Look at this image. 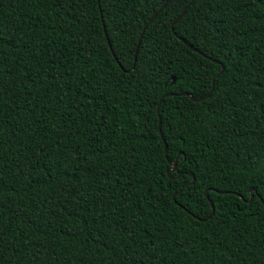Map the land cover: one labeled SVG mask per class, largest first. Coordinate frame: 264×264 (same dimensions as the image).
<instances>
[{
	"label": "trees",
	"instance_id": "trees-1",
	"mask_svg": "<svg viewBox=\"0 0 264 264\" xmlns=\"http://www.w3.org/2000/svg\"><path fill=\"white\" fill-rule=\"evenodd\" d=\"M166 1L0 0V264H264V0Z\"/></svg>",
	"mask_w": 264,
	"mask_h": 264
},
{
	"label": "water",
	"instance_id": "water-1",
	"mask_svg": "<svg viewBox=\"0 0 264 264\" xmlns=\"http://www.w3.org/2000/svg\"><path fill=\"white\" fill-rule=\"evenodd\" d=\"M171 0H167L160 8H159V10L155 13V15L153 16V19L159 14V12H161L165 7H166V5L170 2ZM195 0H192L191 1V3H193ZM189 7V5H187L186 7H185V9H184V11L182 12V14L177 18V19H175L174 21H173V23H172V26L175 24V23H177L178 22V20L181 18V16L186 12V10H187V8ZM144 31H145V28L143 29V31H142V33H141V35H140V37H139V41H138V44H137V48H136V52L138 51V48H139V46H140V43H141V40H142V37H143V34H144ZM105 33L107 34V32H106V30H105ZM109 44L111 45V43L109 42ZM191 48H193L194 50H197L196 48H194L193 46H191V45H189ZM217 63H220L221 64V69H220V71L215 75V77H214V79H213V82H212V89H211V91L214 89V87H215V78L216 77H218V76H220L222 73H223V71H224V69H225V65L223 64V63H221L220 61H218V60H215ZM176 81V77H173V82H175ZM174 95H177V93H174V92H169V93H166V94H164L163 95V98L164 97H168V96H174ZM180 95H188V96H190L193 100H196V101H201V100H204L205 98H207L208 97V93H206L205 95H203V96H201V97H198V98H195V97H193L192 95H190L188 92H181L180 93ZM161 103H162V101H160V103H159V106H158V112H160V106H161ZM163 140H164V143H165V153H166V155H167V152H168V145H167V143H166V140H165V138H163ZM177 169V161H175L174 163H173V168H171L170 169V171L168 172V175L170 176V177H173V176H171V172H173V171H175ZM190 175L192 176V180H191V182L190 183H193L194 182V180H195V175L193 174V173H190ZM256 189L254 188V187H252V188H250V198L249 199H247V201H250V200H252V198H253V196H254V191H255ZM206 196H207V198L210 200V203H211V206H212V212L210 213V215L208 216V217H211V216H213L214 215V213H215V210H216V207H215V205H214V203H213V201L209 198V196H208V190H206ZM241 197H243L242 195H240ZM244 198V197H243ZM263 201V200H262ZM264 203V202H263Z\"/></svg>",
	"mask_w": 264,
	"mask_h": 264
}]
</instances>
